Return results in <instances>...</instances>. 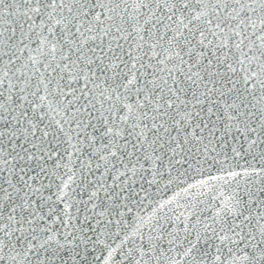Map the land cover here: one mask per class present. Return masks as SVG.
<instances>
[{
    "label": "snow or ice",
    "instance_id": "1",
    "mask_svg": "<svg viewBox=\"0 0 264 264\" xmlns=\"http://www.w3.org/2000/svg\"><path fill=\"white\" fill-rule=\"evenodd\" d=\"M0 264H264V0H0Z\"/></svg>",
    "mask_w": 264,
    "mask_h": 264
}]
</instances>
